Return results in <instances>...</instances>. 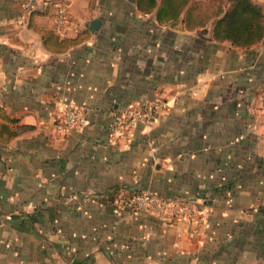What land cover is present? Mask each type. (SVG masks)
<instances>
[{
  "label": "crops",
  "instance_id": "0c3cea01",
  "mask_svg": "<svg viewBox=\"0 0 264 264\" xmlns=\"http://www.w3.org/2000/svg\"><path fill=\"white\" fill-rule=\"evenodd\" d=\"M60 1L57 29L48 4L0 0V264H264L255 45L219 41L210 16ZM157 99L152 121L110 138L115 110ZM61 101L83 106L81 124L54 129ZM142 189L205 202L172 224L117 208Z\"/></svg>",
  "mask_w": 264,
  "mask_h": 264
},
{
  "label": "built area",
  "instance_id": "2783aa9c",
  "mask_svg": "<svg viewBox=\"0 0 264 264\" xmlns=\"http://www.w3.org/2000/svg\"><path fill=\"white\" fill-rule=\"evenodd\" d=\"M48 4L54 15L55 28L59 29L65 21V7L60 0H37ZM165 108L162 100L137 101L115 110L108 124V134L113 141H127L134 127L148 124L155 115ZM83 106L61 101L58 118L53 124L57 131H64L82 123ZM204 198L182 195H163L151 189H142L121 194L115 202L119 210L144 211L166 224L191 222L200 215L199 206Z\"/></svg>",
  "mask_w": 264,
  "mask_h": 264
},
{
  "label": "trees",
  "instance_id": "16d2710c",
  "mask_svg": "<svg viewBox=\"0 0 264 264\" xmlns=\"http://www.w3.org/2000/svg\"><path fill=\"white\" fill-rule=\"evenodd\" d=\"M185 0H135V8L141 13L155 10L159 22L176 20ZM212 22L213 37L228 41L231 45H252L264 38V20L260 8L251 0H231V6L217 12Z\"/></svg>",
  "mask_w": 264,
  "mask_h": 264
},
{
  "label": "rangeland",
  "instance_id": "374dc122",
  "mask_svg": "<svg viewBox=\"0 0 264 264\" xmlns=\"http://www.w3.org/2000/svg\"><path fill=\"white\" fill-rule=\"evenodd\" d=\"M155 1L159 3L160 0ZM251 2L260 8L264 20V0H251ZM230 6L231 0H185L180 15L183 11H187L191 16L190 18H186L187 22L191 23V26H194V24H198L200 21L209 20L210 18H207L209 16L213 17L212 20H214L217 17L216 15L219 10H224L226 8H229ZM176 20H174V22H176ZM257 43L258 45H256ZM253 45L255 46L250 50H253L254 53L252 54L253 56H251L250 60H253L254 64L252 65V67H249L248 70L253 76H255L254 87H262V91L264 93V38L262 39V41H257L252 45L240 46L232 44V46L240 48H249ZM256 89L257 88H255V90ZM262 158H264V156H262ZM254 165V167L257 168L256 172L254 169V173L257 174L258 179L257 181H255L256 184L254 185V187L259 194L263 193L261 194L262 196H259L263 197L264 199V191L261 190L264 189V160L258 163L254 162ZM257 203L263 206L264 200L259 198L257 200Z\"/></svg>",
  "mask_w": 264,
  "mask_h": 264
},
{
  "label": "water",
  "instance_id": "95a60500",
  "mask_svg": "<svg viewBox=\"0 0 264 264\" xmlns=\"http://www.w3.org/2000/svg\"><path fill=\"white\" fill-rule=\"evenodd\" d=\"M99 24H100V20L99 19H97V18L92 19L90 21V23H89V29H91V30L95 29V28H97L99 26Z\"/></svg>",
  "mask_w": 264,
  "mask_h": 264
}]
</instances>
